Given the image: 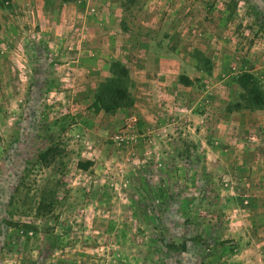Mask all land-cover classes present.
Instances as JSON below:
<instances>
[{
	"label": "rangeland",
	"instance_id": "1",
	"mask_svg": "<svg viewBox=\"0 0 264 264\" xmlns=\"http://www.w3.org/2000/svg\"><path fill=\"white\" fill-rule=\"evenodd\" d=\"M0 264H264V0H0Z\"/></svg>",
	"mask_w": 264,
	"mask_h": 264
},
{
	"label": "trees",
	"instance_id": "2",
	"mask_svg": "<svg viewBox=\"0 0 264 264\" xmlns=\"http://www.w3.org/2000/svg\"><path fill=\"white\" fill-rule=\"evenodd\" d=\"M65 1H72V0H65ZM245 78H247L248 81H250L251 76H245ZM241 86H243L245 89L248 88V86L245 84H241ZM255 99H257V98H255ZM256 102H257V104H260V105L263 104V100H261V99H257ZM80 167H87V164H80Z\"/></svg>",
	"mask_w": 264,
	"mask_h": 264
},
{
	"label": "crops",
	"instance_id": "3",
	"mask_svg": "<svg viewBox=\"0 0 264 264\" xmlns=\"http://www.w3.org/2000/svg\"><path fill=\"white\" fill-rule=\"evenodd\" d=\"M10 1H12V0H10ZM31 9V8H30Z\"/></svg>",
	"mask_w": 264,
	"mask_h": 264
}]
</instances>
